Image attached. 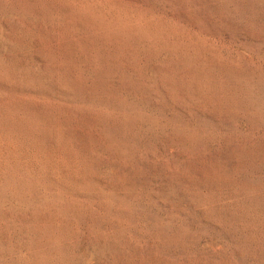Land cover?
I'll use <instances>...</instances> for the list:
<instances>
[{"label": "rangeland", "instance_id": "obj_1", "mask_svg": "<svg viewBox=\"0 0 264 264\" xmlns=\"http://www.w3.org/2000/svg\"><path fill=\"white\" fill-rule=\"evenodd\" d=\"M0 264H264V0H0Z\"/></svg>", "mask_w": 264, "mask_h": 264}]
</instances>
